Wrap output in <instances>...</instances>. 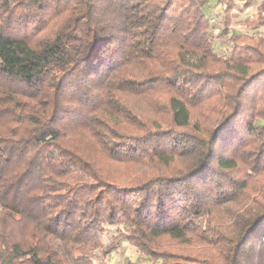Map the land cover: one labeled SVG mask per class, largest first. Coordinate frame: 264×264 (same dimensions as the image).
<instances>
[{
  "label": "trees",
  "instance_id": "1",
  "mask_svg": "<svg viewBox=\"0 0 264 264\" xmlns=\"http://www.w3.org/2000/svg\"><path fill=\"white\" fill-rule=\"evenodd\" d=\"M209 1L0 0V264H264V0Z\"/></svg>",
  "mask_w": 264,
  "mask_h": 264
},
{
  "label": "rangeland",
  "instance_id": "2",
  "mask_svg": "<svg viewBox=\"0 0 264 264\" xmlns=\"http://www.w3.org/2000/svg\"><path fill=\"white\" fill-rule=\"evenodd\" d=\"M205 10L209 13L212 21L211 33L214 41V49L218 53H226L228 51V42L223 40V34H221L222 27L218 26V20L222 16L223 5L210 0ZM240 17L244 18L249 16L255 11V5L250 8H241L238 3V7L235 8ZM249 33V34H264V25L256 27H245L240 24H233L230 27V33ZM260 124H264V118L259 120ZM126 226L122 223L107 225L102 232L101 240L104 245L118 234L119 231H125ZM94 264H127L128 261L136 262L137 264H151V260L145 254L139 252L134 245L127 240H122L109 254L104 255L100 248L94 249L92 253Z\"/></svg>",
  "mask_w": 264,
  "mask_h": 264
}]
</instances>
